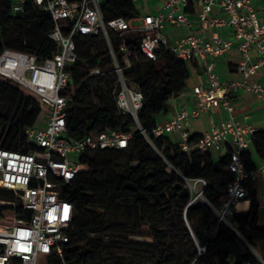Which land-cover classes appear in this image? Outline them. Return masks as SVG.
I'll list each match as a JSON object with an SVG mask.
<instances>
[{"label": "trees", "instance_id": "trees-1", "mask_svg": "<svg viewBox=\"0 0 264 264\" xmlns=\"http://www.w3.org/2000/svg\"><path fill=\"white\" fill-rule=\"evenodd\" d=\"M15 4L0 0V52L13 49L51 57L58 50L49 38L51 16L32 1L15 13ZM101 10L106 21L141 15L134 0H102ZM110 36L115 50L124 40L131 51V66L124 69V76L142 91L143 107L138 122L131 115L118 114L117 76L87 79L84 70H113L105 37L78 36V64L72 69L74 82L68 89V137L80 140L112 129L131 134L132 139L125 149L87 151L81 158V171L64 186L62 197L72 211L65 264H264L261 206L252 183L246 184L250 210L235 213L231 219L239 233L220 223L214 211L225 201L234 180L230 155L214 162L210 152L186 153L167 136L152 138V145L141 132H152L158 117L170 113V101L187 86L188 65L161 46L158 60L147 59L140 49L141 34L124 39L114 32ZM44 117L37 96L0 74L1 147L27 149L26 130L40 125ZM199 138L191 136L190 145ZM253 143L264 160V131L255 133ZM242 158L248 171L256 169L246 153ZM198 179L207 184L203 199L194 200L186 182ZM0 200L14 202L17 197L0 189ZM16 212L31 218V211L18 205L0 206V216L9 223ZM48 264L63 262L54 256Z\"/></svg>", "mask_w": 264, "mask_h": 264}, {"label": "built area", "instance_id": "built-area-1", "mask_svg": "<svg viewBox=\"0 0 264 264\" xmlns=\"http://www.w3.org/2000/svg\"><path fill=\"white\" fill-rule=\"evenodd\" d=\"M29 1L51 16L53 29L49 38L58 50L46 58L13 49L0 52V74L37 96L45 113L40 125L26 130L27 149L10 150L0 146V189L11 191L17 197L14 202L0 200V206L18 205L31 211L29 219L14 213L10 223L5 216H0L3 220L0 222V264H48L54 256L65 264L64 246L70 241L72 211L62 197L64 186L81 171V158L87 151L125 149L132 139L131 134L112 129L94 132L80 140L68 137L67 112L71 101L68 89L74 82L72 69L78 64V36L105 37L113 70L85 68L87 79L115 74L117 112L131 115L137 122L144 97L137 85L124 76V69L131 66V51L124 40L115 50L110 33H117L123 39L141 34L140 49L147 59L158 60L157 48L161 46L185 62L189 69L201 70L202 83L193 88L195 106L180 110L165 123H158L150 133L144 129L141 132L152 145V138L170 137L186 153L230 147L229 170L234 180L226 190L223 204L214 208L219 222L230 226L238 205L249 198L246 184H253L264 176V160L255 170L248 171L245 167L242 156L254 141L257 130L235 118L231 100L232 92L240 89L264 100V81L248 80L264 70V0H159L162 8L156 13L110 21L102 13V0H21L13 11L22 12ZM168 28H185L188 33L169 42L164 33ZM228 28L233 32V41L221 35ZM234 48L244 58L238 71L246 80L223 82L216 73L215 62ZM253 50L257 53L256 61H252ZM216 109L224 113L221 120L213 122L212 129L191 146L188 131L191 122ZM196 181L207 184L202 179ZM260 206L264 207V197L260 199Z\"/></svg>", "mask_w": 264, "mask_h": 264}, {"label": "crops", "instance_id": "crops-1", "mask_svg": "<svg viewBox=\"0 0 264 264\" xmlns=\"http://www.w3.org/2000/svg\"><path fill=\"white\" fill-rule=\"evenodd\" d=\"M140 17L149 13H156L162 8V2L159 0H136L135 1ZM261 7V5H259ZM200 10V8H199ZM197 34H201L198 30H195ZM169 42L180 38L188 33V30L168 28L164 31ZM224 39L233 41L234 35L231 29H225L222 32ZM243 56L240 54L237 48L232 49L226 56L216 60V73L220 80L223 82H243L246 80L245 76L238 71V65L243 61ZM257 60V53L252 51V61ZM250 82L264 81V70L259 74L248 78ZM202 83L201 70L198 68H190V78L187 82L185 90L172 98L170 101L171 111L167 115H160L158 117V123H165L171 120L177 112L184 108H193L195 106V99L193 95V88ZM231 100L234 103L235 118L243 124L253 126L257 131H264V100L258 98L254 93L245 89H240L237 92H232ZM222 109L212 110L209 113L203 114L200 118L191 122L188 129L190 136L201 137L205 133L212 129L213 122L218 123L223 116ZM170 138V137H169ZM230 147L227 146L223 150H211L212 160L219 162L224 157L230 154ZM246 154L250 157L251 163L255 165L256 169L259 168L263 162V159L257 154L252 142ZM256 190L257 198L260 200L264 197V176L252 184ZM251 208V200L246 199L241 201L238 205L236 213L248 212ZM260 226L264 228V207H261Z\"/></svg>", "mask_w": 264, "mask_h": 264}, {"label": "rangeland", "instance_id": "rangeland-1", "mask_svg": "<svg viewBox=\"0 0 264 264\" xmlns=\"http://www.w3.org/2000/svg\"><path fill=\"white\" fill-rule=\"evenodd\" d=\"M20 1L21 0H14V2L16 3V4H20ZM132 82V81H131ZM3 135V130L2 129H0V137ZM187 183V186L190 188V191H191V195H192V197L195 199V198H200V199H203V196H199V193L200 192H202L203 191V188H204V184L202 183V182H199V181H187L186 182ZM190 183V184H189ZM191 185L193 186V187H195L196 188V190L193 188L192 189V187H191ZM230 223L232 224L231 226L233 227V228H235L234 226V223L233 222H231L230 221ZM235 230L237 231V229L235 228ZM238 232V231H237ZM239 233V232H238ZM241 235V234H240ZM137 239H144V238H141V237H136ZM255 252L259 255V256H261V252H260V250L259 249H255Z\"/></svg>", "mask_w": 264, "mask_h": 264}, {"label": "bare ground", "instance_id": "bare-ground-1", "mask_svg": "<svg viewBox=\"0 0 264 264\" xmlns=\"http://www.w3.org/2000/svg\"><path fill=\"white\" fill-rule=\"evenodd\" d=\"M189 184H190V183H189ZM191 187H192V189L194 188V189L196 190V188H195V187H193L192 185H191ZM240 204H241V203H240ZM240 204H239V205H240ZM231 225H232V224H230V226H231Z\"/></svg>", "mask_w": 264, "mask_h": 264}, {"label": "water", "instance_id": "water-1", "mask_svg": "<svg viewBox=\"0 0 264 264\" xmlns=\"http://www.w3.org/2000/svg\"><path fill=\"white\" fill-rule=\"evenodd\" d=\"M203 193V192H202Z\"/></svg>", "mask_w": 264, "mask_h": 264}]
</instances>
